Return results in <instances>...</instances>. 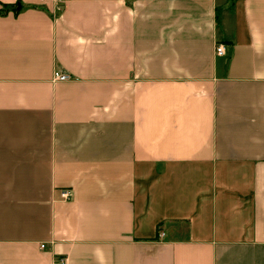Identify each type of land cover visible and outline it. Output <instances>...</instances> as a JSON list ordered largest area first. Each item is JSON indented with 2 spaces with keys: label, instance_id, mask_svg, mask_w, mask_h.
<instances>
[{
  "label": "crops",
  "instance_id": "crops-1",
  "mask_svg": "<svg viewBox=\"0 0 264 264\" xmlns=\"http://www.w3.org/2000/svg\"><path fill=\"white\" fill-rule=\"evenodd\" d=\"M59 259L264 264V0H0V264Z\"/></svg>",
  "mask_w": 264,
  "mask_h": 264
},
{
  "label": "built area",
  "instance_id": "built-area-1",
  "mask_svg": "<svg viewBox=\"0 0 264 264\" xmlns=\"http://www.w3.org/2000/svg\"><path fill=\"white\" fill-rule=\"evenodd\" d=\"M215 54L218 57H223L226 55V50H225V46L223 44H218L215 48ZM69 79V76L61 71H56L54 73V80L57 81H67ZM60 196L63 200H69L70 199V192L69 190L63 189L60 192ZM164 234L163 233H159L158 238H163ZM41 248H44V246H41ZM64 260L63 259H59L57 264H64Z\"/></svg>",
  "mask_w": 264,
  "mask_h": 264
}]
</instances>
